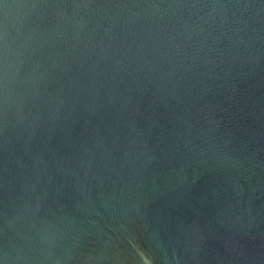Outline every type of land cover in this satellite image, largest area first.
Returning a JSON list of instances; mask_svg holds the SVG:
<instances>
[{
  "label": "water",
  "instance_id": "obj_1",
  "mask_svg": "<svg viewBox=\"0 0 264 264\" xmlns=\"http://www.w3.org/2000/svg\"><path fill=\"white\" fill-rule=\"evenodd\" d=\"M0 264H264V0H0Z\"/></svg>",
  "mask_w": 264,
  "mask_h": 264
}]
</instances>
